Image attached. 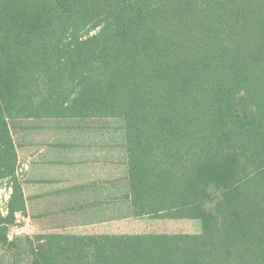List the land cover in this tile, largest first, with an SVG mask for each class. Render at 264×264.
Listing matches in <instances>:
<instances>
[{"label": "trees", "instance_id": "1", "mask_svg": "<svg viewBox=\"0 0 264 264\" xmlns=\"http://www.w3.org/2000/svg\"><path fill=\"white\" fill-rule=\"evenodd\" d=\"M89 146L125 215L10 238L21 161ZM2 186L0 264H264V0H0Z\"/></svg>", "mask_w": 264, "mask_h": 264}, {"label": "crops", "instance_id": "2", "mask_svg": "<svg viewBox=\"0 0 264 264\" xmlns=\"http://www.w3.org/2000/svg\"><path fill=\"white\" fill-rule=\"evenodd\" d=\"M44 151L46 150H41V152ZM72 153H74V156H70L74 157L75 163L71 166H63L62 168L43 164L39 161L38 156L28 158L23 163L27 178L31 179V183L29 184L30 192L28 191V187H25L26 194H47L31 202L29 209L32 212L31 215L40 213L47 215L48 221H54L59 217L60 211L72 205L87 204L90 201L99 199L105 202L102 206L107 205L106 201L112 194L113 189L111 185L106 183V180L111 177V168L107 167L105 162L107 155L111 158L112 153L106 150H97L94 146L77 148ZM66 156L69 158L68 154ZM79 187L82 188L74 190ZM57 190L73 191L58 194ZM38 202H45L40 205V209L34 206ZM90 210L81 212L91 213ZM43 218L45 217L41 219ZM101 221L106 220L98 218L97 221L94 220L91 224L97 225Z\"/></svg>", "mask_w": 264, "mask_h": 264}, {"label": "rangeland", "instance_id": "3", "mask_svg": "<svg viewBox=\"0 0 264 264\" xmlns=\"http://www.w3.org/2000/svg\"><path fill=\"white\" fill-rule=\"evenodd\" d=\"M36 121H34L35 123ZM87 121H85L86 123ZM70 123H74V122H70ZM81 123V122H80ZM91 123H94L95 125H110V126H114V125H120L122 124L120 121H117L115 119H108V120H95ZM23 156V154H22ZM23 158V157H22ZM23 163H25V160L21 161V166L25 169ZM9 197V191L7 189L4 188V186H2L0 188V207L4 206V199H7ZM45 203V202H42ZM41 202L35 203L34 206L37 209H40V205L42 204ZM120 204V203H119ZM121 205H117V204H112L109 203L105 206H100L97 209H95L94 211L91 209L89 213L90 214V218L89 220H96L98 218L100 219H104V220H112L117 219L115 217H117V215H121L127 212L128 210V206L125 203H122ZM121 208V210H120ZM32 212L29 211V214L27 216H23L22 214H18L17 215V221L15 222L14 225H12L9 228V237L13 238L16 235H22V234H34L39 232L40 230L49 227V222L44 223V221L39 220L38 216H34V215H38V214H33L31 215ZM111 218V219H110ZM57 219V218H56Z\"/></svg>", "mask_w": 264, "mask_h": 264}]
</instances>
